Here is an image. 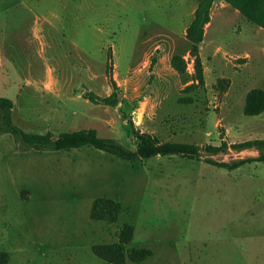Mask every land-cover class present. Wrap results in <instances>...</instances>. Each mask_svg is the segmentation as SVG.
<instances>
[{"label": "rangeland", "instance_id": "374dc122", "mask_svg": "<svg viewBox=\"0 0 264 264\" xmlns=\"http://www.w3.org/2000/svg\"><path fill=\"white\" fill-rule=\"evenodd\" d=\"M32 1L31 9L15 4L7 22L0 14V30L24 68L13 72L16 86L0 82L17 125L55 135L96 128L131 149L135 130L149 131L163 141L197 144L200 156L129 162L90 145L24 150L13 135L0 134V251L9 253L7 264H112L92 246L117 242L125 222L135 227L127 247L152 250L126 264H264V161L234 170L206 161L261 153L229 147L212 154L206 146L264 138V111L244 113L248 92L264 89V29L215 1L199 50L201 86L184 34L196 0ZM37 16L43 49L38 41L25 46ZM4 51L7 57L11 50ZM174 53L188 60L185 74L172 68ZM32 78L43 83L31 85ZM111 79L116 106L86 98L109 96ZM98 197L121 202L117 222L91 219Z\"/></svg>", "mask_w": 264, "mask_h": 264}, {"label": "trees", "instance_id": "16d2710c", "mask_svg": "<svg viewBox=\"0 0 264 264\" xmlns=\"http://www.w3.org/2000/svg\"><path fill=\"white\" fill-rule=\"evenodd\" d=\"M217 0H198V5L194 12V17L186 29V39L190 43L189 55L193 59L194 78L198 85L205 84V72L202 59L200 57V44L205 38V26L211 21V8ZM237 9L239 13L250 23L264 29V0H222ZM112 52H108V66L111 70L110 60ZM156 59L153 58L151 64L154 65ZM188 60L180 53H174L171 57V66L179 74L187 71ZM111 77V76H110ZM113 92L109 96L100 97L94 94L86 96L94 103H102L116 106L119 103L116 91V82L111 79ZM193 84H189L186 89H190ZM180 102H191L192 98H180ZM14 102L9 97H0V134L9 133L15 137L20 148L38 150H69L80 148L85 145L93 146L108 154L121 158L125 161L135 162L138 159H147L154 156L179 155L188 159H196L200 156V147L194 143L163 141L156 134L149 131L135 130V148L131 149L122 142L112 137H101L96 128H83L72 131H63L53 134L50 131L35 132L26 131L14 122L13 119ZM264 111V89L252 88L246 97L244 113L256 115ZM232 147L242 150L246 148H256L261 151L260 155L239 158L232 161H218L213 158H206V161L217 167L228 170L237 169L246 163L264 161V138L235 142L229 146L227 142L220 145L209 144L206 150L212 154L225 152ZM120 201L110 197H98L93 200L90 217L96 221L108 223L117 222L121 212ZM135 227L130 222L122 224L118 241L114 243H100L92 246L93 253L104 261L112 264H126L127 259L133 262H142L152 255V250L148 247H130L134 238ZM10 255L6 251H0V264H7Z\"/></svg>", "mask_w": 264, "mask_h": 264}, {"label": "crops", "instance_id": "0c3cea01", "mask_svg": "<svg viewBox=\"0 0 264 264\" xmlns=\"http://www.w3.org/2000/svg\"><path fill=\"white\" fill-rule=\"evenodd\" d=\"M34 3V1L32 0H18L15 3L11 4V0H5L4 2H0V14L1 12L4 13V22H7L6 19L8 18V15L11 14L9 13L11 9L14 8L15 4H18V6H25V8H30V4L28 5V3ZM196 4H193L192 10H191V14H193L194 17V12L195 9L198 5V0H196ZM17 9V8H15ZM31 9V8H30ZM192 17V20H193ZM0 20H1V16H0ZM40 18L39 16H37V19L35 20L34 24L27 30V32H25V46L27 47H32L35 46L37 44V41L41 47V49L44 48V41H43V31L42 28L40 26ZM191 20V21H192ZM191 21L185 26L184 28V34H186V29L189 26V24L191 23ZM6 31L4 30H0V82H2L3 86H16L14 84L15 81H17V75H14L13 72L15 71H21V66H19V60L15 57V50H12V48H16L13 44H11V42L9 40H6ZM9 47V50H11L8 53V56L5 57L4 56V48ZM34 68H32V66H30L29 70H33ZM47 70H51V68L48 66ZM2 71H4L5 73H2ZM28 82L31 85H35V86H40L43 83V79L42 78H32V79H28ZM57 101H60L61 99L64 98H56ZM70 98L67 99V101H73V100H69ZM74 99V98H71ZM65 101V100H63Z\"/></svg>", "mask_w": 264, "mask_h": 264}]
</instances>
